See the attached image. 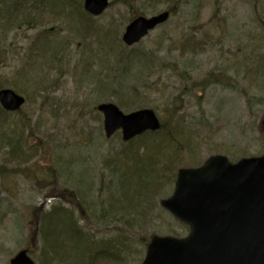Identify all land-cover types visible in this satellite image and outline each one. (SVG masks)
<instances>
[{
    "label": "rangeland",
    "instance_id": "obj_1",
    "mask_svg": "<svg viewBox=\"0 0 264 264\" xmlns=\"http://www.w3.org/2000/svg\"><path fill=\"white\" fill-rule=\"evenodd\" d=\"M108 1L104 13L93 19L101 34L111 26L109 46L92 39L89 48L73 30L72 37L64 40L69 34L66 23L56 16L43 18L53 43L65 44L56 52L58 63L51 66L45 52L31 45L38 27L7 28L0 19V84L25 97L21 110L35 129L29 133L20 128L21 136L19 129L9 132L10 138L0 142V164L8 169L17 162L24 166L20 160L24 155L29 166L35 168L37 163L38 180L55 176L64 187L76 190L86 210L71 208L93 247L117 252L124 264H140L145 251L142 237L187 234L188 228L159 204L171 194L175 176L166 173L154 181H141L138 209L127 212L113 207L111 202L120 192L114 167L128 142H122L119 133L105 139L95 106L113 102L125 113L151 108L160 120L172 114L173 122L187 127L195 158L188 143L184 151L199 163L216 153L233 162L241 156L264 154V0H180L168 20L133 47L146 54L145 59L142 55L134 60L130 56L135 49L120 38L128 16L168 10L171 2L134 0L129 11L117 0ZM211 74H218L220 82ZM41 81L43 90L35 87ZM21 86L27 95L19 90ZM7 119L12 127L19 114ZM15 137H19L15 146L20 153L11 155ZM37 139L42 146L34 145ZM139 141L134 139L132 144ZM164 161L157 166L161 173ZM28 178V173L6 172L0 179V264H8L17 250L25 248L33 208L41 200L46 210L59 202L57 197L44 199L47 189H39ZM112 181L115 193L109 191ZM42 244L38 238L33 254L29 253L36 264H45ZM114 260L108 256L106 261L102 257L95 261ZM89 262L85 264H94ZM64 263V259L59 262Z\"/></svg>",
    "mask_w": 264,
    "mask_h": 264
},
{
    "label": "water",
    "instance_id": "obj_2",
    "mask_svg": "<svg viewBox=\"0 0 264 264\" xmlns=\"http://www.w3.org/2000/svg\"><path fill=\"white\" fill-rule=\"evenodd\" d=\"M83 9L100 15L108 0H83ZM168 11L134 17L121 34L124 44L137 43ZM24 97L10 88L0 89V105L16 111ZM102 114L106 138L120 130L121 139L156 131L160 121L149 108L122 112L112 102L96 106ZM160 205L189 228L185 237L153 235L140 264H264V155L230 162L223 154L208 157L197 167L177 170L172 193ZM9 264H35L20 249Z\"/></svg>",
    "mask_w": 264,
    "mask_h": 264
},
{
    "label": "trees",
    "instance_id": "obj_3",
    "mask_svg": "<svg viewBox=\"0 0 264 264\" xmlns=\"http://www.w3.org/2000/svg\"><path fill=\"white\" fill-rule=\"evenodd\" d=\"M8 1L9 3H6V0H0V19L4 20V26L7 28L13 25L38 27V31L31 45L35 47L38 52H45L44 56H46L49 66L54 64V62L58 63L59 57L56 52L59 47L63 49L65 44L64 41L53 43L51 28L47 26L48 22L44 23L43 19L47 18V16H56L58 18L54 17V19L66 23L69 34L62 38L64 40H67L70 36L72 37V30L75 36L79 35L81 43L89 45V48L93 40L106 43L107 45L108 42L113 40L112 37H110L113 31L110 28L111 26L102 29L101 34L98 28L100 26L96 25L93 17L83 10L81 0H37L42 2L41 5H36V0H31V3H27L29 0ZM117 1L129 11L134 5V0ZM169 1L171 2V7H169L168 10L175 12V8L180 3V0ZM133 16L135 15L131 12L128 19H131ZM133 49L136 51V54L130 56L133 60L143 55H141V48ZM137 54L139 56H136ZM145 55H143L142 59H145ZM126 59L128 58L126 57ZM125 68L124 66V70ZM122 72H124L123 69ZM211 76H213L215 82H220L218 74H211ZM51 81L56 82L54 80ZM41 84L42 81L35 87L39 90H43ZM15 85L18 86L19 84L15 83ZM1 88L2 85L0 84V89ZM21 88L22 89L19 90L26 94L24 87L21 86ZM170 110L172 111L173 109ZM12 113L19 114V121H15L14 125L11 127L13 123L9 122L7 118H9ZM20 128L28 130L29 133L35 130L34 126L31 125V121L21 108L16 112H8L0 106V142L10 138L8 135L9 132H16L17 129L20 130ZM22 129L19 132V136L22 134ZM186 134H188L187 127L185 125L180 126L176 124L173 122V115L167 114V119L161 120L159 131L153 133L147 132L136 138V140H140L135 143L136 147L132 144L133 140L128 142L129 145L127 144L125 146L126 149L124 147L125 150L123 149V158H120L121 160L114 167L115 181L118 180L117 182L120 184V192L118 194V199L111 202L113 207L124 208L127 212L138 209L137 202L142 192V190H139L141 181H154V179L163 178L166 173H169L170 177H173L178 167L199 164V161L194 159L193 150L190 147L191 145L189 144V140H187ZM17 135L18 133L15 134V136ZM18 139L19 137L14 138L13 145L11 146V155L20 153L17 147ZM185 143H188L187 148L189 151L191 150L189 153L192 154L194 158L188 157L187 153L184 151L183 147ZM16 144L17 146H15ZM42 144L43 142L37 139L34 145L42 146ZM181 154H183V156L180 158ZM163 159L165 160L163 163L165 166L163 167V173H161L157 166L158 164L161 165ZM20 160L24 162V166L19 165V162H17L16 167L12 169H8L4 164H0V179H2L6 172L28 173V179H31L36 187L39 189H47L45 196H43L44 199L59 198V202L48 210L44 209V200H41V202L33 208L31 227L29 226L30 236H27L25 245L28 253L33 254L32 248L36 247L38 238H41L43 241L41 253L44 254L45 264H53L56 257L58 258L56 264H59L62 259H64L67 264H85L86 260H89V263L101 264L95 260H101L102 257V260L106 261L108 256H111L116 261L114 260L112 263L102 262V264H124V259L120 258L117 252H112L108 248L102 249V247L95 249L93 247V240L86 236L81 226L77 225L75 220L76 215L71 207L79 206L80 212L86 210L83 200L78 196L79 193L74 189L64 187L57 181L59 179L55 176L38 180V170H36V168L39 167L37 163L34 162L35 168H33L25 162L26 159L24 155L21 156ZM183 162L188 165H182ZM46 171L50 173L49 169ZM115 181L109 184V191L113 193H115L113 190V188L116 187L114 184ZM111 188L112 190H110ZM143 190L147 191V188ZM63 202L70 204V206H64ZM151 235L152 234H150L148 238L142 237V239L145 240L143 241V244L145 242L144 245L147 244ZM175 235L179 234L176 233ZM87 250H89V254ZM71 251H73V253Z\"/></svg>",
    "mask_w": 264,
    "mask_h": 264
}]
</instances>
